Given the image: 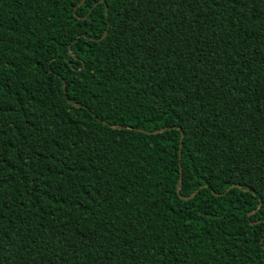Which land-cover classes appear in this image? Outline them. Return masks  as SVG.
<instances>
[{
    "label": "trees",
    "instance_id": "trees-1",
    "mask_svg": "<svg viewBox=\"0 0 264 264\" xmlns=\"http://www.w3.org/2000/svg\"><path fill=\"white\" fill-rule=\"evenodd\" d=\"M81 2L0 0V264H264V0Z\"/></svg>",
    "mask_w": 264,
    "mask_h": 264
},
{
    "label": "water",
    "instance_id": "water-1",
    "mask_svg": "<svg viewBox=\"0 0 264 264\" xmlns=\"http://www.w3.org/2000/svg\"><path fill=\"white\" fill-rule=\"evenodd\" d=\"M83 2H84V0H82V2H81L78 6H80ZM116 129H127V127H116ZM163 130H164V129H163ZM163 130L153 131V132H151L150 134H156V133L162 132ZM178 130H180V129L178 128ZM182 138H183V134H181V137H180V147H181V141H182ZM180 174H181V169H180ZM181 185H182V177H181V175H180V180H179L178 185H177V194H178V195H180ZM196 192H197V191H196ZM196 192H195L193 195H191L190 197H187V198H191V197H193V196L196 194Z\"/></svg>",
    "mask_w": 264,
    "mask_h": 264
}]
</instances>
